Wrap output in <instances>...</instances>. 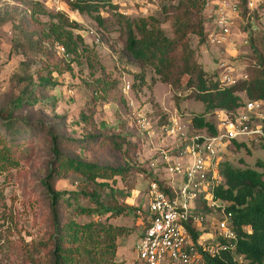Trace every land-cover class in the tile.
I'll use <instances>...</instances> for the list:
<instances>
[{"label":"rangeland","instance_id":"1","mask_svg":"<svg viewBox=\"0 0 264 264\" xmlns=\"http://www.w3.org/2000/svg\"><path fill=\"white\" fill-rule=\"evenodd\" d=\"M29 1L0 0V110L8 108L25 87L33 88L32 98H37L33 104L23 105L13 112L14 118L19 121L29 120L36 132L24 133L28 139L19 146L23 157L18 160V165L9 170H0V194L5 203L0 207V264H35L44 252L38 244L47 241L52 233L50 198L42 184L52 159L48 129L70 140L86 138L90 131L125 136L122 150L115 153L106 143L96 141L84 148L72 143L63 147L67 153L79 154L83 159L100 164L121 165L129 170L126 177L117 176L110 183L127 195L126 202L139 208L137 214L131 212L107 219L79 216L77 220H101L122 227L126 232L116 239L114 262L143 264L137 257L135 244L144 222L143 217L148 214V163L159 141L158 133L151 130L153 128L148 132L141 128L135 114H145L153 126L160 122L165 124L175 116H180L183 123L192 126L190 120L193 116L203 115L205 120L214 122L215 109L206 111L204 104L192 96V89L186 88L184 82L179 87L160 81L153 83L151 78L155 75L149 67L145 69L144 85L139 86L135 74L140 72V68L125 54L123 40L113 22V16L108 6L103 5H99L98 10L92 14L78 12L67 15L80 25L75 33L82 36L85 45L91 50L92 68L84 57L81 65L71 64L72 70L62 73L52 71L50 76L54 85L41 87L37 79L39 74L48 75L53 66L34 46L32 40L35 37L30 38L29 31L33 24L28 21ZM32 1L44 4L48 13L61 12L48 0ZM163 3L171 4L172 1L165 0ZM121 6L136 16L129 2L121 0ZM205 6L206 2L203 16ZM154 14L162 17L159 10ZM38 16L41 20L48 18L47 14ZM95 16H99L102 23ZM162 27L171 35L169 23L164 22ZM205 27L208 25L205 24ZM262 29L264 0H255L252 8L246 5L243 11L241 6L239 17L235 19L232 43L236 52H224V48L207 39L200 41L196 35H190V45L195 50L197 61L214 78L220 71L218 60L221 58L228 61L236 72H246L248 65L256 64L255 60L249 59L251 50L248 47V35L251 31ZM243 39H247V43H243ZM226 47L232 48L231 45ZM55 50L50 48V52ZM54 55L60 56L57 52ZM46 62L50 65L46 66ZM98 77L105 78L107 92L103 93L97 85L95 79ZM241 96L242 99L246 97L243 93ZM261 144L251 141L242 147L231 145L221 154V163L227 162L239 169L255 168L257 160L264 161V148ZM72 182L73 179L69 177L57 181L55 186L59 190L73 189L75 184ZM29 255L35 259L34 262L29 259Z\"/></svg>","mask_w":264,"mask_h":264},{"label":"trees","instance_id":"2","mask_svg":"<svg viewBox=\"0 0 264 264\" xmlns=\"http://www.w3.org/2000/svg\"><path fill=\"white\" fill-rule=\"evenodd\" d=\"M171 1V4L162 2L159 10L162 17L155 14L125 15L113 0H76L70 7L92 14L99 5L108 6L123 40L125 54L140 68V72L135 74L139 86L144 85L145 69L149 67L155 75L151 78L153 83L160 81L179 87L184 82L186 88L192 89V96L204 104L206 111L216 108L234 110L245 99L264 100V29L251 31L248 35V47L251 50L249 59L255 60L256 64L248 65L247 78L231 86L220 87L217 77L208 75L197 61L195 50L190 45V35H196L200 41L206 39L202 12L206 0ZM240 1L244 11L248 0ZM27 11L28 21L33 24L29 31L30 38L35 37L32 40L34 46L53 66L48 75L39 74L37 79L41 87L54 85L50 76L52 71L62 73L72 70L71 64L81 65L84 57L92 68L91 50L85 45L82 36L75 33V29L80 28L75 20L69 19L64 12L48 13L44 4L32 0L27 2ZM45 14L48 15L46 20L38 16ZM254 16L257 17V14L254 13ZM95 18L102 23L99 16ZM164 22L169 23L171 35L162 27ZM50 48H56L57 51L50 52ZM56 52L60 56L54 55ZM45 64L50 65L48 62ZM95 80L103 93L108 91L105 78L98 77ZM32 93L33 88H23L8 108L0 110V170H9L18 165V160L23 157L19 146L28 139L24 133L36 132L29 120L19 121L13 116L15 110L37 100L32 98ZM241 93L246 96L245 99H242ZM122 108H125V104ZM190 122L197 129L207 127L214 132L213 124L205 120L203 115L193 116ZM48 133L52 159L42 184L50 198L52 233L47 241L38 244L44 252L35 264H116L113 260L116 239L126 230L101 220L79 222L77 217L97 216L107 219L131 212L137 214L139 208L126 202L127 195L110 183L117 176L126 177L129 170L121 165L100 164L83 159L79 154L67 153L63 145L72 143L84 148L96 141L106 143L115 153L122 150L125 136L90 131L86 138L70 140L52 129H48ZM233 145L242 147L245 143L234 141ZM261 145L264 148V143ZM220 172L224 182L216 188L215 194L230 202L228 210L232 212L238 237L236 251L242 255V260L236 261L228 254V262L264 264V161L257 160L255 168L245 169L222 162ZM69 177L73 179L75 188H56L57 181ZM4 205L0 194V207ZM29 259L35 261L31 255ZM214 262L223 264L219 260Z\"/></svg>","mask_w":264,"mask_h":264},{"label":"built area","instance_id":"3","mask_svg":"<svg viewBox=\"0 0 264 264\" xmlns=\"http://www.w3.org/2000/svg\"><path fill=\"white\" fill-rule=\"evenodd\" d=\"M48 1L67 15L79 12L70 7L74 0ZM113 1L123 14L132 15L122 8L121 0ZM125 1L134 7L136 16H144L160 10L164 0ZM254 2L248 0L247 7L252 8ZM240 7V0L206 1V39L224 52H236L232 30ZM242 42L247 43V39ZM218 66L220 87L247 78L246 72H236L223 58ZM135 116L144 131L153 128L152 132L158 133L159 141L148 163V214L143 217L135 244L138 259L143 264H218L214 260L230 264V254L233 260L241 261L232 212L228 210L230 202L217 197L215 190L224 182L221 154L234 141L264 143V100L245 99L234 110L216 108L215 121L211 122L214 132L183 123L180 116L157 126L145 114L137 112Z\"/></svg>","mask_w":264,"mask_h":264}]
</instances>
